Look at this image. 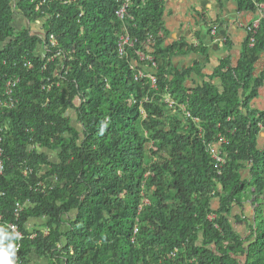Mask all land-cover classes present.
<instances>
[{
	"label": "trees",
	"instance_id": "1",
	"mask_svg": "<svg viewBox=\"0 0 264 264\" xmlns=\"http://www.w3.org/2000/svg\"><path fill=\"white\" fill-rule=\"evenodd\" d=\"M131 2L122 27L116 0H0L3 245H15L14 264H264L263 206L248 239L229 221L232 205L264 195V112L250 107L263 79L254 70L264 20L253 43L247 33L237 65L214 71L221 89L187 87L192 70L177 71L171 58L197 48L163 47L162 0ZM236 3L255 13L264 0ZM15 13L41 21L40 32L17 30ZM123 28L136 40L125 56ZM143 67L153 86L135 79ZM220 138L217 170L207 145ZM30 220L44 224L28 229Z\"/></svg>",
	"mask_w": 264,
	"mask_h": 264
},
{
	"label": "crops",
	"instance_id": "2",
	"mask_svg": "<svg viewBox=\"0 0 264 264\" xmlns=\"http://www.w3.org/2000/svg\"><path fill=\"white\" fill-rule=\"evenodd\" d=\"M161 22L164 33L163 47L185 44L196 47L195 52L186 51L172 56L171 63L177 71L192 70L186 82L187 87H196L209 82L221 89L218 78L212 79L214 71L222 63L235 67L240 59L242 45L247 37V29L255 20L253 11L240 10L236 0H162ZM148 70H146L147 72ZM262 84L257 97L251 101L253 110L264 112V56L255 64L254 76H261ZM211 78V80H208ZM257 148H264V134L257 137ZM54 153L50 152V157ZM248 179L247 171L242 174ZM264 194V193H263ZM264 208V195L258 200L250 198L239 206L232 205L229 221L232 230L242 239L250 236L249 227L254 224L258 204ZM213 210L218 202L212 203ZM43 220H30L26 228L38 229ZM38 264L43 260L33 259Z\"/></svg>",
	"mask_w": 264,
	"mask_h": 264
},
{
	"label": "built area",
	"instance_id": "3",
	"mask_svg": "<svg viewBox=\"0 0 264 264\" xmlns=\"http://www.w3.org/2000/svg\"><path fill=\"white\" fill-rule=\"evenodd\" d=\"M116 2L118 3V7L114 12V16L119 22L122 23V27H126L125 23H126L127 19H129L128 11L130 10L132 2H131V0H116ZM255 15H256L255 20L251 23L250 27H248V29H247V33H250L252 35V37L249 39L250 43L254 42L253 36H254L256 30L258 29L260 22L262 20H264V4H257L256 5ZM50 39H51V45L54 46V41H53L52 37H50ZM147 42L151 46L152 38L149 37ZM135 43H136V40L132 39L129 36L128 31H126L125 28H123V33L120 36H118V39H117V50L121 55H123V54H125V52L127 50L132 49ZM149 51H151V50H149ZM136 56L140 61L150 62L151 65H153L152 57L148 53L146 54L143 51H137ZM132 68H134V67H132ZM135 71H137L136 75H135V79L147 77L150 79L152 86L154 85V83H155L154 78L151 75H146V73H144L145 67L141 68V71H139V69H135ZM12 85L13 84H9V83L7 84L6 87H7L8 92H9V89L11 87H13ZM165 102L169 107L171 106V101L168 97H166ZM6 104H9V103L3 102V100L0 99V108L2 106H6ZM179 108L183 111V113L186 117H189V114L185 111L183 106H179ZM262 125H264V120H263V123L260 124L259 126L262 127ZM223 143H225V141L222 138H220L217 145L216 144H208L207 145V151L210 155V158L212 160L214 167L217 170H220L225 165V154L221 150V145ZM0 154H1V150H0ZM1 168H2V166H1V162H0V170H1ZM21 210H22V207L20 205L16 204V209L14 211V217L16 219L18 218ZM9 229H10V231H12V233L14 234V236L17 239L20 238V234L18 233L15 225H10ZM135 232H136V230L134 231V233Z\"/></svg>",
	"mask_w": 264,
	"mask_h": 264
},
{
	"label": "rangeland",
	"instance_id": "4",
	"mask_svg": "<svg viewBox=\"0 0 264 264\" xmlns=\"http://www.w3.org/2000/svg\"><path fill=\"white\" fill-rule=\"evenodd\" d=\"M14 27L17 30H20L21 28H27L32 32V34L39 33L41 30V21H36L34 23H29L25 19H23L19 14L15 13L14 15ZM70 118L72 119V126H74L76 129H79L78 125L74 122V114L73 112L68 113ZM55 154L51 155L50 159L55 160ZM33 264H38V262L34 261Z\"/></svg>",
	"mask_w": 264,
	"mask_h": 264
},
{
	"label": "clouds",
	"instance_id": "5",
	"mask_svg": "<svg viewBox=\"0 0 264 264\" xmlns=\"http://www.w3.org/2000/svg\"><path fill=\"white\" fill-rule=\"evenodd\" d=\"M126 52H125V54H126ZM125 54H123V55L120 54V55L125 56ZM135 66H136V63H135ZM150 72H151L150 70L147 71V73H150ZM0 231H2V230H0ZM44 233H46V232H44ZM4 238L8 239L9 237L5 234ZM16 250L17 249H16L15 245L11 242H9L6 246H4L3 245V238H0V264H14L13 257L15 256Z\"/></svg>",
	"mask_w": 264,
	"mask_h": 264
}]
</instances>
